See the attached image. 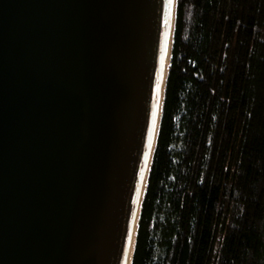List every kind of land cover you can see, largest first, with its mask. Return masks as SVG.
<instances>
[{
    "label": "water",
    "instance_id": "1",
    "mask_svg": "<svg viewBox=\"0 0 264 264\" xmlns=\"http://www.w3.org/2000/svg\"><path fill=\"white\" fill-rule=\"evenodd\" d=\"M176 7L0 0V264H127Z\"/></svg>",
    "mask_w": 264,
    "mask_h": 264
},
{
    "label": "trees",
    "instance_id": "2",
    "mask_svg": "<svg viewBox=\"0 0 264 264\" xmlns=\"http://www.w3.org/2000/svg\"><path fill=\"white\" fill-rule=\"evenodd\" d=\"M132 264H264V0H177Z\"/></svg>",
    "mask_w": 264,
    "mask_h": 264
},
{
    "label": "bare ground",
    "instance_id": "3",
    "mask_svg": "<svg viewBox=\"0 0 264 264\" xmlns=\"http://www.w3.org/2000/svg\"><path fill=\"white\" fill-rule=\"evenodd\" d=\"M161 107H162V100L160 103V109H161ZM145 187H146V182L144 184V188ZM143 193H144V191H143ZM139 214H140V207H139L137 218H136L135 225H134V230H133V235H132V239H131V245H130L129 257L127 259V264H131V262H132V256H133L134 245H135V237L137 234V227H138V221H139Z\"/></svg>",
    "mask_w": 264,
    "mask_h": 264
},
{
    "label": "snow or ice",
    "instance_id": "4",
    "mask_svg": "<svg viewBox=\"0 0 264 264\" xmlns=\"http://www.w3.org/2000/svg\"><path fill=\"white\" fill-rule=\"evenodd\" d=\"M158 91H159V87H158V89H157Z\"/></svg>",
    "mask_w": 264,
    "mask_h": 264
}]
</instances>
